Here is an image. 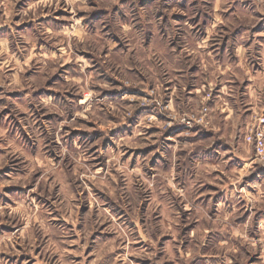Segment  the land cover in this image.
I'll return each instance as SVG.
<instances>
[{
    "label": "rangeland",
    "instance_id": "obj_1",
    "mask_svg": "<svg viewBox=\"0 0 264 264\" xmlns=\"http://www.w3.org/2000/svg\"><path fill=\"white\" fill-rule=\"evenodd\" d=\"M33 4L0 53L2 264H264V158L246 141L264 111L225 127L208 90L173 105L168 73L182 52L200 75L202 42L256 60L264 0ZM221 136L242 160L217 157Z\"/></svg>",
    "mask_w": 264,
    "mask_h": 264
},
{
    "label": "crops",
    "instance_id": "obj_2",
    "mask_svg": "<svg viewBox=\"0 0 264 264\" xmlns=\"http://www.w3.org/2000/svg\"><path fill=\"white\" fill-rule=\"evenodd\" d=\"M33 3L34 0H0V16L5 17L0 21V53H6L7 56H11L10 52L4 51L6 48L11 49V41L7 34H12L11 24L13 23L10 22L9 17L21 14L23 6L28 8L33 6ZM74 11V15H76V9H74ZM46 19L45 16H42V18L38 20L45 22ZM76 23L77 21H75V24ZM263 27L261 29L258 28L259 31L257 29L256 32H260V30L262 32V29H264ZM76 29L75 25L74 29L70 30V33L73 35L71 37H73L74 40L82 35V30ZM247 29L246 26H240L235 33L240 35ZM33 33L35 34V32ZM35 44L36 43H33V45ZM46 45V43L42 42L39 49H47ZM260 45L261 46H257L259 55L256 56V60H250L248 54L251 45L244 44V42L236 44L225 39L218 45L202 42V46H199V49H201V52H199L201 55L199 67L201 74L193 75V78L190 79L188 75L182 74V71L185 69L184 66H180L179 62H175L179 59L180 55H182V52H176V57L175 52H170V58L172 59L168 66V73L171 79L170 85L172 86L169 96L171 103L181 107L178 102L175 103V97L176 94L182 93V97H184L186 101V106H192L195 104L193 103L195 98L198 101V97L200 96L198 93L208 90V93H211L213 97V100L209 102L213 117H215V119L218 118L220 120L219 123H225V127L228 121H232L233 125L230 126L231 128L235 130L240 128L239 124L236 123V119L240 115L248 122L254 114L264 111V44L261 43ZM231 47H233V50L230 53L229 49ZM65 48L69 49L70 46L65 45ZM71 52L69 51V55ZM45 54L46 53L43 52L39 55L45 58ZM224 59L227 61L224 62ZM168 84L169 82L167 85ZM241 90H243V92L238 94ZM194 91H196V94L193 93ZM188 99L191 100L188 101ZM214 145H217L219 149V152L217 151L219 156L217 155V157L225 158L227 156L235 160H242V156L236 151L227 154L228 151L232 150V148L228 146L236 145L229 141L227 137H219V140L216 141ZM223 188L227 189L228 187L224 185ZM208 189L211 190L210 188ZM221 192H223V190ZM221 192L219 191V194ZM209 209H211V205L206 208L207 211ZM2 258L3 254L0 252V264H2Z\"/></svg>",
    "mask_w": 264,
    "mask_h": 264
},
{
    "label": "built area",
    "instance_id": "obj_3",
    "mask_svg": "<svg viewBox=\"0 0 264 264\" xmlns=\"http://www.w3.org/2000/svg\"><path fill=\"white\" fill-rule=\"evenodd\" d=\"M209 97H211L210 94ZM203 111V117H201L200 122L196 120H188L187 125L189 127H192L194 124L204 123V118L207 117V113L209 110L205 108ZM246 141L247 143L253 144L255 146L257 159L262 160L264 158V116L260 117L259 120H257L256 127L254 128L252 133L247 136Z\"/></svg>",
    "mask_w": 264,
    "mask_h": 264
}]
</instances>
